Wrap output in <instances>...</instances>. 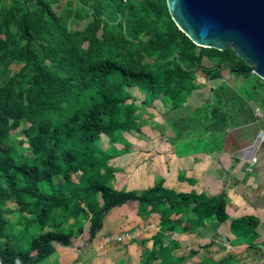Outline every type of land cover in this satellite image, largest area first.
<instances>
[{"label":"trees","instance_id":"1","mask_svg":"<svg viewBox=\"0 0 264 264\" xmlns=\"http://www.w3.org/2000/svg\"><path fill=\"white\" fill-rule=\"evenodd\" d=\"M59 1L0 0V201L15 206L13 223L35 228L24 250L0 228V264H38L54 253L53 244L68 246L74 229L82 234L85 222L91 241L105 215L126 202L137 203L141 218L160 213L142 263L179 264L172 254L179 244L164 246V234L225 221V194H174L160 181L138 192L114 188L108 162L127 152L115 144L127 146L124 133L140 132L146 123L138 106L126 103L128 89L139 88L142 107L162 101L164 121L176 131L170 141L196 137L194 149H221L235 112L246 105L220 72L247 77L251 67L231 48L194 45L171 20L166 0H65L56 13L52 5ZM85 19L82 30L70 26ZM13 64L21 65L17 72ZM199 69L203 85L194 82ZM16 130L27 148L12 143ZM257 225L244 217L231 230L242 240Z\"/></svg>","mask_w":264,"mask_h":264},{"label":"crops","instance_id":"2","mask_svg":"<svg viewBox=\"0 0 264 264\" xmlns=\"http://www.w3.org/2000/svg\"><path fill=\"white\" fill-rule=\"evenodd\" d=\"M204 79L197 84H205ZM224 79L246 107L235 112L225 130L221 149L206 144L204 149H194L196 137L170 141L176 137V131L164 121L163 115H158L142 125L140 132H135L137 137L124 133L127 146L123 143L115 146L127 148V152L108 162L115 169L116 190L138 192L160 181L162 188L174 194L193 193L207 198L225 194V221H210L193 233L164 234V246L169 241L179 244L172 252L180 259L179 264L220 260H228V264H264V250L260 249L264 241V142L256 138L258 130L264 128V81L254 74L241 75L239 79L237 75L222 76ZM156 108V104L154 108L143 107ZM255 108L259 109V117L254 113ZM252 158L256 159L253 165ZM244 217L255 218L258 225L252 235L239 240L231 230V223ZM159 221V212L141 218L137 215L136 202L123 203L105 215L94 239L85 238L88 229L85 222L82 234L74 229L68 246L53 244L55 251L45 261L47 264H159L158 260L142 263V249H151ZM126 234L129 238L114 239Z\"/></svg>","mask_w":264,"mask_h":264},{"label":"water","instance_id":"3","mask_svg":"<svg viewBox=\"0 0 264 264\" xmlns=\"http://www.w3.org/2000/svg\"><path fill=\"white\" fill-rule=\"evenodd\" d=\"M171 20L196 46L234 54L264 81V0H166Z\"/></svg>","mask_w":264,"mask_h":264},{"label":"rangeland","instance_id":"4","mask_svg":"<svg viewBox=\"0 0 264 264\" xmlns=\"http://www.w3.org/2000/svg\"><path fill=\"white\" fill-rule=\"evenodd\" d=\"M65 2H66L65 0H60L58 3H54L52 5L54 11L56 13H60V8H62L64 6ZM88 21H89L88 19H85L83 21L77 22L76 24L70 25V26L74 29L82 30L84 28V26L88 23ZM100 32H101L100 30L97 32L98 36L101 34ZM211 64L212 63L209 62L207 59H205V58L203 59L202 65L204 68H210L212 66ZM20 66L21 65H19V64H13V65H10L9 68H10L11 72H17L19 70ZM249 71H248L249 75H252V73H250ZM220 73H221V76H223V77H227L228 75L236 76L233 72H230L226 68L221 70ZM240 76L241 75H237V79H239ZM4 78L5 77H3L0 80V83H2L4 81ZM202 78H205V75L202 72V69H199L195 72V75H194L195 81L194 82L197 84L198 81L201 80ZM224 80L227 82V79H224ZM128 92L131 94L132 98L130 100H127L126 103H130V102L132 103L133 102L136 106H138V110H137L138 119L142 118L143 120H145L147 122L149 119L154 120L155 117H159L160 115H162L163 107L160 104V102H158V101L155 103L157 106V108L155 110L143 109V107L140 105V101L143 99V95H142L141 91L139 90V88H137V86H134L132 89L131 88L128 89ZM120 97H124V94H121ZM141 108H142V110H140ZM150 113L152 114V116ZM160 118H159V120H160ZM137 120L135 119V123L137 122ZM153 122H156V121H153ZM128 134L129 135L132 134L131 136L137 137V134L135 132H130ZM10 138H11L12 143L14 144V146L17 149L28 147V143L25 141V139L22 136H20L17 133V130L10 132ZM21 142H22V145H20ZM6 175L8 177L11 176L8 172H6ZM77 176H78V174H73L72 179L74 181H76ZM83 202L84 201H82L81 204ZM100 202H101V200H100ZM86 208L88 209V207L85 206V209L83 211L86 212L87 211ZM3 209L11 211L10 214H5L3 212ZM14 209H15V206L12 203H5L4 204L0 201V228L4 229L5 234L11 233L13 235L12 243L14 244V246H16V248H18L20 250H24L27 248V245L29 243V241H28L29 237L35 233V228L28 227L27 230H25V221L24 220H22V221L20 220V224L18 222L16 224L13 223V221L16 219V218H14V214H15ZM15 217H16V215H15ZM3 220L7 221V224L5 227L3 225V222H4ZM17 221H18V218H17ZM70 222H71V219H70L69 223ZM88 224L89 223L86 222V225H88ZM74 235L76 236V234H74ZM85 238L88 239V235L85 236ZM45 260H43L42 262H40L38 264H47L48 261H45ZM54 263H57V262H52V264H54Z\"/></svg>","mask_w":264,"mask_h":264},{"label":"built area","instance_id":"5","mask_svg":"<svg viewBox=\"0 0 264 264\" xmlns=\"http://www.w3.org/2000/svg\"><path fill=\"white\" fill-rule=\"evenodd\" d=\"M254 113H255V115L256 116H260V112H259V109L258 108H255L254 109ZM256 138L259 140V141H261V142H264V128L263 129H259L258 130V132H257V134H256ZM256 162V159L255 158H252V160H251V165H253L254 163ZM129 235H123V236H120V237H118V238H114L115 240H117V241H120V240H122V239H127V238H129L128 237ZM106 242V240L104 241V243ZM260 249H262V250H264V241L260 244Z\"/></svg>","mask_w":264,"mask_h":264}]
</instances>
